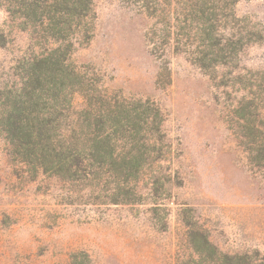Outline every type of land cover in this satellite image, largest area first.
<instances>
[{
    "label": "rangeland",
    "instance_id": "obj_1",
    "mask_svg": "<svg viewBox=\"0 0 264 264\" xmlns=\"http://www.w3.org/2000/svg\"><path fill=\"white\" fill-rule=\"evenodd\" d=\"M75 255L264 264V0H0V264Z\"/></svg>",
    "mask_w": 264,
    "mask_h": 264
},
{
    "label": "trees",
    "instance_id": "obj_2",
    "mask_svg": "<svg viewBox=\"0 0 264 264\" xmlns=\"http://www.w3.org/2000/svg\"><path fill=\"white\" fill-rule=\"evenodd\" d=\"M30 127V120L28 118L27 124L25 126L26 130H29ZM253 130V136H258ZM26 136L28 139H31V134L26 133ZM31 141V140H29ZM30 145V144H29ZM28 148H31V152H34V149L32 145L29 146ZM46 144H43V146ZM46 150V149H45ZM40 151V157L47 162L49 158L51 157L50 153L46 150L45 152ZM86 153L91 159H101V161H104L108 166H113L117 169L118 171L122 173L127 172L128 165L130 163L126 162L124 159H119L118 157L115 156V152L113 148H111L107 142L101 140V141H94L91 145V147H84V148H76V147H64L61 146V149L55 154L54 157L58 159L57 164L59 165V169L61 171H69L71 168H77L82 166V162L80 161L81 159V154ZM136 159V158H135ZM76 161V163H74ZM136 164V163H134ZM133 165V164H132ZM131 166V165H130ZM135 165H133L134 167ZM129 174V173H128ZM197 255L200 257L204 256V254L208 255V253L213 254L215 253V249L209 245L207 240L202 238V242H200L199 247L196 250ZM71 264H88L87 258L85 256L79 257L78 255H75L72 257Z\"/></svg>",
    "mask_w": 264,
    "mask_h": 264
}]
</instances>
